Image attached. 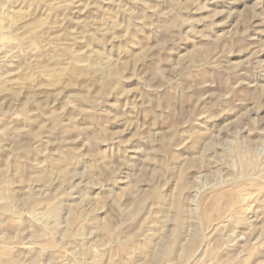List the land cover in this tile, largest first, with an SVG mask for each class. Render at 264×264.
Segmentation results:
<instances>
[{
    "label": "rangeland",
    "instance_id": "374dc122",
    "mask_svg": "<svg viewBox=\"0 0 264 264\" xmlns=\"http://www.w3.org/2000/svg\"><path fill=\"white\" fill-rule=\"evenodd\" d=\"M0 264H264V0H0Z\"/></svg>",
    "mask_w": 264,
    "mask_h": 264
}]
</instances>
